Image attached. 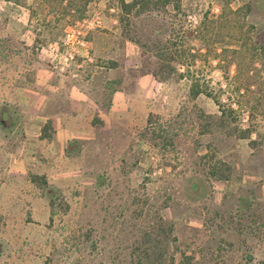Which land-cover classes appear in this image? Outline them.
Segmentation results:
<instances>
[{
	"label": "rangeland",
	"instance_id": "rangeland-1",
	"mask_svg": "<svg viewBox=\"0 0 264 264\" xmlns=\"http://www.w3.org/2000/svg\"><path fill=\"white\" fill-rule=\"evenodd\" d=\"M38 1L0 0V112L9 113H0V264H178L182 252L189 264H264V54L234 58L238 74L233 62L223 67L229 52L221 63L213 57L237 42L222 0L155 11L173 22L175 38L145 32L146 15L123 13L120 0H89L78 19ZM246 20L252 41L264 43V9L253 6ZM78 21L85 39L98 33L110 43L105 53L134 61V75L150 73L151 94L132 97L126 120L98 124L76 154L46 157L42 141L40 156L15 162L25 145L14 87L34 59L62 73L46 44ZM171 40L177 59L148 47ZM192 80L206 92L193 96ZM216 99L233 108L222 123ZM242 127L256 146L237 136ZM213 155L230 163L228 178L209 175Z\"/></svg>",
	"mask_w": 264,
	"mask_h": 264
},
{
	"label": "crops",
	"instance_id": "crops-1",
	"mask_svg": "<svg viewBox=\"0 0 264 264\" xmlns=\"http://www.w3.org/2000/svg\"><path fill=\"white\" fill-rule=\"evenodd\" d=\"M108 43L98 33L87 37L74 65L62 73H53L35 59L23 70L24 80L16 84L13 94L25 147L18 157L12 152L13 161L40 156L42 141L46 157L76 154L83 142L95 138L98 124L126 120L132 97L151 94L150 73L134 75V61L118 59L100 47ZM48 121L50 136L41 137ZM260 192H264V181Z\"/></svg>",
	"mask_w": 264,
	"mask_h": 264
},
{
	"label": "trees",
	"instance_id": "trees-1",
	"mask_svg": "<svg viewBox=\"0 0 264 264\" xmlns=\"http://www.w3.org/2000/svg\"><path fill=\"white\" fill-rule=\"evenodd\" d=\"M89 0H39L38 3L48 4L52 7V10L56 13H60L62 16L65 14L72 15V18L78 19L83 17L84 11L86 9L87 3ZM238 0H222V4L220 5L222 10L227 9L229 14H231V19L229 20V27L232 31V35L238 31L236 36L235 44L224 45L219 50L215 48L213 50V57L218 59V62L224 61V56L229 52L230 59L225 61L224 69H228V65L233 62L235 63L238 74L240 71L238 56L258 50L257 53L264 54V43H256L252 41L251 31L254 25L251 22L246 20L247 14L250 12L253 6L257 9H264L263 0H240L239 4L233 5V2ZM172 5L173 9L179 11L181 8V0H120V6L123 13H129L134 10L135 14H145L146 22H141L139 24L140 28H143L145 32L153 33L155 36L161 35L164 31H168L167 34L175 38L177 32L176 27L173 26V22L168 21L164 16H158L156 13L159 9L162 11H166L168 5ZM76 11V12H75ZM156 11V12H155ZM75 12V13H73ZM168 12V11H167ZM161 13V12H158ZM157 14V15H156ZM237 15V17H235ZM239 16V17H238ZM205 17L202 18L197 25V27L205 28L206 23ZM175 41V40H174ZM173 40L170 43H160V41H155L151 46H148L150 50H153L156 57L160 59L170 58L177 59L180 52L176 47V42ZM143 45V44H142ZM145 45V44H144ZM233 56V57H232ZM162 57V58H161ZM238 61V62H237ZM167 62L161 63L162 67H168ZM172 69V68H171ZM184 73L179 72V75H183ZM235 74V76H237ZM238 77V76H237ZM164 78V77H162ZM249 87L248 84H244V88L247 89ZM190 93L195 96L201 91L206 92L204 88H201L199 83L195 80L191 81L190 84ZM219 103V100L216 99ZM220 107V113L217 115L218 119L222 123L224 121V116L226 112L230 114L233 110L232 106L225 107L223 104H218ZM254 106V105H253ZM50 127L49 121L46 122L42 128L41 137H49L50 133L47 130ZM238 137H248L249 145L254 147L257 145L258 138L251 137V128L250 127H242L239 128V132H237ZM231 165L226 160L220 159L217 156H212V162L208 166V173L210 176L216 179L228 178L230 173ZM33 181H36L42 185L47 184V180L44 174L35 173L31 176ZM192 184H199L198 182H192ZM201 184V183H200ZM203 184V183H202ZM195 186V185H194ZM186 258V260H184ZM173 259V257L171 258ZM190 263V255L182 252L181 258L178 264H189ZM170 264H174L171 262Z\"/></svg>",
	"mask_w": 264,
	"mask_h": 264
},
{
	"label": "built area",
	"instance_id": "built-area-1",
	"mask_svg": "<svg viewBox=\"0 0 264 264\" xmlns=\"http://www.w3.org/2000/svg\"><path fill=\"white\" fill-rule=\"evenodd\" d=\"M78 24L66 31L61 42L51 41L46 44L50 66L54 71L67 70L78 51V46L84 44L85 37L82 28L84 21H78Z\"/></svg>",
	"mask_w": 264,
	"mask_h": 264
},
{
	"label": "flooded vegetation",
	"instance_id": "flooded-vegetation-1",
	"mask_svg": "<svg viewBox=\"0 0 264 264\" xmlns=\"http://www.w3.org/2000/svg\"><path fill=\"white\" fill-rule=\"evenodd\" d=\"M0 113H1V115H4V114H5L6 116L9 115V113L7 112L6 109H2ZM1 119H2V118H1ZM1 121H2V120H1Z\"/></svg>",
	"mask_w": 264,
	"mask_h": 264
}]
</instances>
